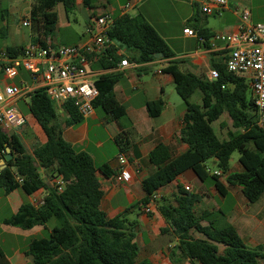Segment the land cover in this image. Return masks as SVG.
<instances>
[{
	"label": "trees",
	"instance_id": "obj_1",
	"mask_svg": "<svg viewBox=\"0 0 264 264\" xmlns=\"http://www.w3.org/2000/svg\"><path fill=\"white\" fill-rule=\"evenodd\" d=\"M59 4L70 14L76 0H35L30 18L38 24V34L32 37L33 45H48V38L57 30ZM5 12L7 8L0 0V20H5ZM199 36L208 39L203 31H199ZM109 37L119 48L131 52V60L136 64L150 63L156 56L174 57L167 43L141 16H114ZM25 48L9 46L5 51L9 57L17 58L23 55ZM117 51L118 47L111 45L92 63V69L115 68L123 60ZM212 68L218 72L214 81L184 73L176 62H171L165 70L174 76L176 92L186 104L182 140L189 150L172 158L168 147L160 143L150 152L149 161L156 169L142 181L145 197L139 206L149 205L160 188L189 171L206 179L209 161H214L217 169L228 174L229 184L242 188L250 203L264 196V130L257 125L258 116L248 81L229 72L226 60L213 62ZM21 76L27 82L31 80L24 70L20 71ZM16 82L20 83V79ZM116 82L117 78L112 76H101L95 81L99 96L93 106L113 120H121L126 109L115 98ZM196 91L202 93L200 104L190 102ZM28 96L29 112L44 130L47 142L36 145L29 154L19 135L0 130V163L5 159L7 147L13 154L5 168L0 164V189L7 194L17 189L28 195L41 189H48L49 193L43 204L22 205L4 224L30 230L46 226L52 219L57 221L48 238L31 241L27 254L35 264H140L135 240L137 223L124 216L108 219L101 209L104 190L98 174L112 179L115 173L107 165L96 167L89 154L76 151L64 140L62 129L55 124V106L44 88H37ZM66 105L71 115L70 124L81 122L83 117L77 107L73 103ZM164 106L163 99L148 102L149 116L158 117ZM226 114L232 126L226 138H221L214 125ZM224 127L226 125L221 124V129ZM236 152L240 154L244 171L230 173V161ZM40 170L51 180L61 179L62 191L55 184L49 187ZM213 177L218 181V177ZM199 202L198 195L180 187L176 207L164 203L158 206L168 223V229L162 232L171 230L179 238L180 251L191 264H264V253L246 246L221 213L204 212L199 216L195 211Z\"/></svg>",
	"mask_w": 264,
	"mask_h": 264
},
{
	"label": "crops",
	"instance_id": "obj_2",
	"mask_svg": "<svg viewBox=\"0 0 264 264\" xmlns=\"http://www.w3.org/2000/svg\"><path fill=\"white\" fill-rule=\"evenodd\" d=\"M9 1H13V4L5 12L7 21L14 14L20 15L23 19L22 25L24 21L29 22L30 33L27 36L16 31L10 33V27H7L0 38L1 51H5L9 46L27 47L32 44V37L38 34V24L30 18L35 0ZM228 1V9L220 15H204L200 10L199 0H138L134 8L125 12L123 9L127 0H76V7L70 13L73 17L66 13L62 4L56 7L57 30L48 38V44H90L92 39L88 30L93 20L100 15L141 16L167 43L174 55L170 59L156 56L150 63L136 64L131 60V52L119 48L118 44L114 43V46L118 47V56L126 59L129 66L121 67L118 63L115 68L94 70V80L101 76L117 78L114 95L126 109V115L121 120H113L104 113L98 114L95 109L92 115L83 117L81 122L70 124L71 115L67 105H54L55 124L62 129L64 140L76 151L89 154L96 167L107 165L116 176L120 166L119 154L123 152L127 157L128 168L133 175L130 183L121 184L115 177L107 179L98 174L104 190L101 209L108 219L124 216L128 221L137 223L135 240L139 246L137 262L140 264H191L180 251L179 238L171 230L162 232L168 229V223L158 210V206L163 203L176 207L180 187L189 188L188 192L200 197V202L195 206L199 216L204 212L221 213L223 219L237 230L246 246L260 249L264 253V196L259 201L250 203L243 195L242 188L229 184L228 174L222 173L216 167L215 171L221 172L218 181L208 172V166L206 172L209 176L204 180L189 171L156 192V203L149 204L152 207L151 213H145L147 206L138 205L145 197L142 181L156 169L149 161L150 152L160 143L168 147L172 158L179 157L189 150L182 140L186 104L176 92L174 76L165 70L171 62H176L182 72L208 78L209 73L214 70L213 62H225L228 53L222 43H217V47L211 49L197 37L186 36L184 30L190 28L198 33L203 31L208 39L216 33H236L241 21V10L244 9L240 6L245 1ZM250 13L252 23H264L263 18ZM81 19L85 22L84 27L77 26ZM82 29L83 32L80 31ZM19 79L24 80L22 76ZM5 82L0 71V85ZM13 82L17 83L16 80ZM26 83L31 92L42 87L40 83L31 80ZM198 92L200 91L191 96V103H201V92V96L193 101ZM28 94L15 105L26 118L27 122L23 126H28L29 138L23 137V126L9 133L19 135L28 153L32 154L36 145L47 142V136L34 117L31 114L25 115L20 107L24 103L29 112L26 102L29 99ZM159 99L165 100L164 109L158 117L152 118L148 114L147 103ZM9 104L10 102H7L5 106ZM212 163L215 165L214 161ZM230 167V173L244 171L240 159L234 166L231 159ZM40 173L47 185L53 187L55 179L51 180L44 170H40ZM48 193V189H41L33 195H28L22 189H17L7 194L1 189L0 264H35L27 254L31 241L44 238V232L48 231L50 234L55 225L50 228L46 225L24 230L6 225L4 221L16 215L24 204H40ZM194 236L200 238L198 234Z\"/></svg>",
	"mask_w": 264,
	"mask_h": 264
},
{
	"label": "built area",
	"instance_id": "obj_3",
	"mask_svg": "<svg viewBox=\"0 0 264 264\" xmlns=\"http://www.w3.org/2000/svg\"><path fill=\"white\" fill-rule=\"evenodd\" d=\"M137 4L138 0H127L124 12ZM199 6L204 15H220L228 9L229 1L199 0ZM240 19L239 29L234 34L216 33L205 39L190 28L185 29L184 34L188 37H197L202 44H208L211 49L216 48L217 43L224 45L228 53L227 69L247 79L258 116L257 125L264 130V23H252L248 9L241 10ZM113 23V15L97 16L88 30L92 41L83 46L49 43L46 47H41L31 44L25 48L23 55L17 58H11L6 51L0 50V71L6 81L0 85V130L9 132L27 122L15 105L31 92L25 80H20V83L13 82L20 77L21 70L29 74L31 81L42 85L40 88L45 89L47 97L54 105L73 103L82 117L92 115L95 110L93 102L98 98L99 91L95 87V73L91 65L114 45L109 37ZM23 26L28 27L29 22L24 21ZM120 66L128 67L129 62L123 59ZM217 78L218 72L212 70L208 79L214 81ZM7 102L10 104L5 106ZM118 161L120 166L115 180L121 184L130 183L133 175L123 152L119 154ZM208 172L216 177L221 176L219 171L208 169ZM54 184L62 191L64 183L61 179H56ZM156 201L154 196L152 202ZM41 204L43 201L38 205ZM151 211L152 207L147 205L145 213L149 214Z\"/></svg>",
	"mask_w": 264,
	"mask_h": 264
},
{
	"label": "rangeland",
	"instance_id": "obj_4",
	"mask_svg": "<svg viewBox=\"0 0 264 264\" xmlns=\"http://www.w3.org/2000/svg\"><path fill=\"white\" fill-rule=\"evenodd\" d=\"M30 1V0H27ZM245 2L242 4V6H240L241 8L244 9H248L250 12H252V14L256 17L259 18H263L264 19V0H244ZM3 4L7 9H10V6L13 4V1H9V0H3ZM14 7L16 5H13ZM71 17H73L72 14H70ZM20 15H16L14 14L13 16H11L9 18V20L7 21V19L5 18V20H0V38L2 36L3 30H7V27H10V33L16 31L18 34H22L25 36H27L30 33V29L28 27H25L22 25V18H20ZM77 26H81L84 27L85 26V22L81 19L79 24ZM84 29L80 30L81 32H83ZM11 37V35H10ZM201 93L198 92V94L193 98V101H196V97H200ZM29 99L26 101L27 103H29ZM199 102V100H198ZM20 107L22 108V111L25 115H29L30 113L28 112V109L26 108L25 104L22 103L20 105ZM98 114H103V112L101 110H97ZM221 124L222 125H226V127H224V129H221ZM232 126V121L230 120L229 116L226 114L224 115L221 120L219 122H217L214 125V128L216 130V132L218 133V135L221 138H226L227 136V131L229 128H231ZM21 132L24 138H29L30 135V130L28 129V126H23V128H21ZM240 159V154L238 152L234 153L232 156V165L234 166L236 163L239 162ZM207 166L209 167V169H211L212 171H215V166L213 165L212 161H209L207 163ZM1 191V189H0ZM48 227H52L54 225H57V221L52 219L48 224ZM50 236V234L48 233V231L44 232L43 237L44 238H48Z\"/></svg>",
	"mask_w": 264,
	"mask_h": 264
},
{
	"label": "water",
	"instance_id": "obj_5",
	"mask_svg": "<svg viewBox=\"0 0 264 264\" xmlns=\"http://www.w3.org/2000/svg\"><path fill=\"white\" fill-rule=\"evenodd\" d=\"M6 152H7V154L5 156V159L1 162L2 169L5 168L6 163L9 162L13 158V154L11 152L10 147H7Z\"/></svg>",
	"mask_w": 264,
	"mask_h": 264
}]
</instances>
